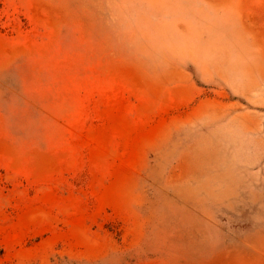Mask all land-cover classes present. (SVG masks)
Instances as JSON below:
<instances>
[{
	"label": "rangeland",
	"instance_id": "374dc122",
	"mask_svg": "<svg viewBox=\"0 0 264 264\" xmlns=\"http://www.w3.org/2000/svg\"><path fill=\"white\" fill-rule=\"evenodd\" d=\"M0 264H264V0H0Z\"/></svg>",
	"mask_w": 264,
	"mask_h": 264
}]
</instances>
